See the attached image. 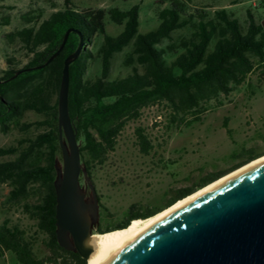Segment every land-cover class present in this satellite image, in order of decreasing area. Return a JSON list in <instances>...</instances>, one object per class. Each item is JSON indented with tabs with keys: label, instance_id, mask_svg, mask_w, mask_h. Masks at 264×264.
<instances>
[{
	"label": "trees",
	"instance_id": "trees-1",
	"mask_svg": "<svg viewBox=\"0 0 264 264\" xmlns=\"http://www.w3.org/2000/svg\"><path fill=\"white\" fill-rule=\"evenodd\" d=\"M120 16L126 20L123 31L116 37L105 31L106 15ZM217 21L200 20L197 30L177 46L161 47L171 34L188 26L191 17L183 18L176 8L165 9L158 27L137 34V7L126 13L104 10L83 12L65 9L53 13L39 25L24 28L15 34L21 47L31 55L22 68L43 65L58 49L64 33L71 30L65 46L57 57L43 68L15 75L20 69L9 67L0 78V127L20 118L25 112L50 115V131L33 139L20 152L14 147L0 149V156L14 155L13 160L0 163L1 188L10 190L7 201L27 198L31 188L38 192L24 205L25 212L34 220L39 230L46 234L44 241L48 254L39 259L24 232L7 222L0 225V255L10 253L16 264H86L75 251L61 248L56 239V178L55 158L61 153L58 134L57 97L64 60L75 51L79 41L82 46L91 43L94 35L103 38L97 50L100 76L85 77L87 61L92 53L81 50L79 57L69 65L68 112L77 143H79L82 168L102 165L107 155L114 152L117 139L128 123L137 121L145 108L162 106L173 126H188L189 116L200 114L202 105L220 96H228L236 87L245 84L256 64H264V30L250 17L244 32L236 19L223 10L215 14ZM133 41L130 53L135 66L123 78L109 80L111 59ZM216 40L211 47V42ZM254 94V91H251ZM199 121V117L193 119ZM32 124H25L27 130ZM226 127V125H224ZM227 134L230 130L227 129ZM138 146L147 155L153 148L142 129L136 130ZM49 152L39 157L43 148ZM247 151L244 160L232 168L206 176L191 187L179 189L160 207L130 205L117 223L97 228L104 233L127 227L133 220L145 219L172 205L197 189L213 182L241 164L258 157Z\"/></svg>",
	"mask_w": 264,
	"mask_h": 264
},
{
	"label": "rangeland",
	"instance_id": "rangeland-1",
	"mask_svg": "<svg viewBox=\"0 0 264 264\" xmlns=\"http://www.w3.org/2000/svg\"><path fill=\"white\" fill-rule=\"evenodd\" d=\"M133 7H137L138 12L137 34L155 30L160 23L159 15L165 9L176 8L183 18L191 17V23L174 31L161 47L179 45L196 32L201 19L217 21L215 14L223 10L238 21L244 32L250 17L264 30V0H0V78L9 63L15 69H22L31 58L15 37L22 29L37 26L53 13L65 9L126 13ZM125 23L120 16L107 14L105 31L116 37ZM133 41L113 55L109 80L132 73L135 66L134 58L132 61L130 58ZM102 42V36L96 34L90 44L82 46V50L93 55L87 61L86 78L100 76V60L96 53ZM215 42H211V47ZM202 108L200 114L187 118L191 124L178 127L169 124L165 107L145 108L137 121L127 124L117 139L114 152L107 155L102 165L93 164L89 171L82 168L79 185L85 199L93 202L89 185L97 199L95 215L89 217L91 234H96L97 228L120 221L132 204L160 207L175 191L242 162L247 151L259 156L264 154V64L255 65L245 84L236 87L228 96L204 103ZM195 117H199V121L195 122ZM25 124L32 126L22 130ZM52 124L50 115L25 112L20 118L7 122V129L0 127V149L14 147L20 152L26 147V140L47 134ZM137 129H142L151 141L153 148L147 155L138 146ZM48 152V148H43L39 157ZM15 157L0 156V163ZM55 165L61 172V153H57ZM9 190L5 186L1 188L0 225L7 222L21 229L38 258L46 257V234L24 210V205L34 199L38 191L33 187L27 198L9 202L6 198ZM0 264L16 263L12 254L5 253L0 255Z\"/></svg>",
	"mask_w": 264,
	"mask_h": 264
},
{
	"label": "water",
	"instance_id": "water-1",
	"mask_svg": "<svg viewBox=\"0 0 264 264\" xmlns=\"http://www.w3.org/2000/svg\"><path fill=\"white\" fill-rule=\"evenodd\" d=\"M70 32L64 33L57 51L43 65L20 69L15 75L48 65L62 51ZM81 50L79 41L64 60L57 97L62 171L56 172L53 185L57 243L86 262L93 250L84 242L91 235L89 217L95 215L97 199L89 185L93 202H87L79 185L80 151L68 112L69 65ZM108 264H264V164L216 186L166 217Z\"/></svg>",
	"mask_w": 264,
	"mask_h": 264
},
{
	"label": "bare ground",
	"instance_id": "bare-ground-1",
	"mask_svg": "<svg viewBox=\"0 0 264 264\" xmlns=\"http://www.w3.org/2000/svg\"><path fill=\"white\" fill-rule=\"evenodd\" d=\"M264 164V155L246 165L220 177L219 179L197 189L190 195L179 199L169 207L146 219L133 220L127 227L107 233L91 234L85 239L84 245L93 250L86 260V264H108L116 256L132 245L143 233L157 225L160 221L179 211L191 202L208 194L216 186L228 182L239 175L252 170L255 166Z\"/></svg>",
	"mask_w": 264,
	"mask_h": 264
}]
</instances>
